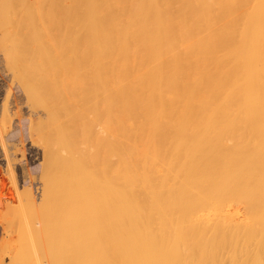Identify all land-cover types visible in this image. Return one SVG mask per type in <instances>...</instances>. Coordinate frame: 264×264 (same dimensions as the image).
<instances>
[{"label": "bare ground", "instance_id": "obj_1", "mask_svg": "<svg viewBox=\"0 0 264 264\" xmlns=\"http://www.w3.org/2000/svg\"><path fill=\"white\" fill-rule=\"evenodd\" d=\"M0 29L63 151L43 203L106 215L69 264H264V0H0Z\"/></svg>", "mask_w": 264, "mask_h": 264}, {"label": "rangeland", "instance_id": "obj_2", "mask_svg": "<svg viewBox=\"0 0 264 264\" xmlns=\"http://www.w3.org/2000/svg\"><path fill=\"white\" fill-rule=\"evenodd\" d=\"M2 29L0 123H4V129H0V264H69L76 257L79 218L82 221L83 215L85 219L91 213L83 211L86 215H81L76 211L60 210V201L57 206L58 197L53 203L42 201L43 191L46 189L43 168L45 169L49 159L54 162V166L60 163L63 151L56 141L51 123L46 122L43 109L48 106L47 99L40 96L35 102L27 95L28 82L21 75L24 73L20 71L21 67H17L22 60L15 52L17 48L13 47L14 44L15 47L17 45L14 39V44L11 42L12 36L7 35L6 31L3 33ZM33 102L40 103L33 106ZM16 196L24 199L21 204H16ZM98 214V217L103 216V219L100 217L103 221L97 220L94 226L90 223L96 229L104 224L106 217L103 213L100 216ZM84 222L89 227L88 221L83 220L82 223ZM86 225L85 228H88ZM85 228L86 232H82L84 236L81 238L82 241L89 242L91 239L87 234L92 232L96 235L97 230L87 233L89 228ZM84 244L86 247V242ZM90 244L94 245L93 242ZM82 246L81 249L84 248ZM87 250L89 254L93 249L91 247V250ZM87 253L84 254L88 255ZM95 256L96 254L93 255V260L96 259Z\"/></svg>", "mask_w": 264, "mask_h": 264}, {"label": "built area", "instance_id": "obj_3", "mask_svg": "<svg viewBox=\"0 0 264 264\" xmlns=\"http://www.w3.org/2000/svg\"><path fill=\"white\" fill-rule=\"evenodd\" d=\"M34 187L38 188V186H37V185H34Z\"/></svg>", "mask_w": 264, "mask_h": 264}]
</instances>
